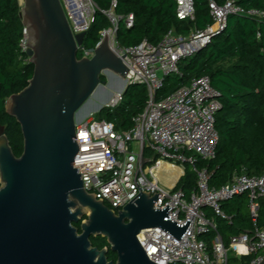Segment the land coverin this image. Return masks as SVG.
Listing matches in <instances>:
<instances>
[{"label": "built area", "instance_id": "2783aa9c", "mask_svg": "<svg viewBox=\"0 0 264 264\" xmlns=\"http://www.w3.org/2000/svg\"><path fill=\"white\" fill-rule=\"evenodd\" d=\"M117 1L102 13L110 27L100 32V41L107 36L111 49L122 57L129 70L127 87L141 85L148 91V102L142 113L133 118V127L120 132L113 123L95 119L93 115L76 124V141L79 152L73 164L79 168L84 189L103 201L110 209L121 211L140 192L134 178L142 157L149 159L140 164L137 184L141 193L151 196L163 193L155 201L156 210L168 207V219L179 226L191 223L179 239L159 228L143 230L138 240L147 257L155 264H229L231 257L241 260L253 256L250 264L264 260V227H259L261 204L264 203V171L250 176L245 168L235 172L220 188L209 186L210 175L206 169L198 170V160L210 161L216 157L220 137L216 131V115L221 109L219 93L212 87L210 78L200 77L164 100L155 95L163 87L166 77L181 75L180 63L208 47L214 38L223 34L230 16L264 18V11L245 9L237 0H228L223 6L209 0L212 23L204 30L192 31L187 36L170 31L158 45L147 40L136 46L121 47L117 33L121 23L130 29L135 17L115 13ZM74 36L87 34L98 10L93 0H60ZM177 17L194 20L193 0H175ZM21 49L27 53L28 33L24 29ZM95 49L79 51L83 57H94ZM124 101L123 92H117L105 105L115 109ZM142 143L144 144L142 150ZM162 164L181 169L180 176L170 186L157 176L155 170ZM190 165L197 174V191L187 197L177 188ZM172 183V182H171ZM248 195V211L253 229L230 238L226 247L217 234L208 242L201 237L217 231V218L232 222L222 205L234 198ZM193 217V218H192Z\"/></svg>", "mask_w": 264, "mask_h": 264}, {"label": "water", "instance_id": "95a60500", "mask_svg": "<svg viewBox=\"0 0 264 264\" xmlns=\"http://www.w3.org/2000/svg\"><path fill=\"white\" fill-rule=\"evenodd\" d=\"M19 3L34 75L6 102L7 113L22 129L20 157L0 126V264H155L138 235L159 228L179 239L191 220L176 225L168 219V207L155 209L163 193H141L137 173L149 159L141 151L134 178L140 193L118 212L84 189L79 168L73 166L79 152L78 114L105 88V73L121 80L117 92L125 95L126 55L117 56L105 36L94 57L79 59L86 34L74 36L60 0ZM80 222L81 233L74 225ZM91 237L105 238L117 262L108 261V248L94 247Z\"/></svg>", "mask_w": 264, "mask_h": 264}, {"label": "trees", "instance_id": "16d2710c", "mask_svg": "<svg viewBox=\"0 0 264 264\" xmlns=\"http://www.w3.org/2000/svg\"><path fill=\"white\" fill-rule=\"evenodd\" d=\"M98 10L84 39L83 48L94 49L100 42V32L110 27L108 18L102 13L111 8L112 0H93ZM223 6L228 0H214ZM245 9L264 11V0H237ZM209 0H193L194 20L177 17L175 0H118L115 13L126 17L133 14L134 26L130 29L121 23L117 41L121 47H131L147 40L158 45L174 31L187 36L192 31L204 30L212 23ZM19 0H0V126H3L16 157L23 153L24 138L20 124L6 111V102L14 94L29 85L34 75V65L21 49L24 25L20 16ZM79 59L83 52L79 51ZM229 65L226 66V64ZM181 75L165 78L163 87L156 92V101H161L188 86L192 79L210 78L212 87L219 93L221 109L216 115V131L220 142L216 157L210 161L198 160L195 167L206 169L210 175L209 186L220 188L235 172L242 168L250 176L264 171V18L230 16L225 32L195 56L180 63ZM106 83V77L102 76ZM148 91L141 85L129 86L124 101L115 109L104 108L100 120L113 123L120 132L133 127V118L142 113L148 102ZM181 174H172L168 184L172 186ZM172 182V183H171ZM1 187V184H0ZM177 188L187 197L197 191V174L190 165L185 166V175ZM248 195H242L222 205L232 222L217 218V231L201 238L213 241L219 234L226 247L230 238L254 225L248 211ZM86 219V218H85ZM81 233V222L74 224ZM259 227H264V203L261 204ZM94 247L103 249L108 242L102 237H91ZM108 261L117 262V254L110 252ZM253 256L241 260L231 259L230 264H250Z\"/></svg>", "mask_w": 264, "mask_h": 264}, {"label": "rangeland", "instance_id": "374dc122", "mask_svg": "<svg viewBox=\"0 0 264 264\" xmlns=\"http://www.w3.org/2000/svg\"><path fill=\"white\" fill-rule=\"evenodd\" d=\"M229 65V63L226 64V66ZM104 76L106 77V84H105V89H100V91L98 92L97 94V97H93L92 98V101H91V104L88 105L85 109H83L79 114H78V118L77 120L78 121H81L83 119L87 120L88 118H90V115H93L95 119H100V113L101 111L99 110V108H95V105L96 104H99L101 105V101L102 102H105L106 99L109 98V96L111 94H115L117 93L116 89L118 88L119 89V85L117 86L116 83L113 84V80L114 78L111 76V74L109 73H105ZM113 84V86H112ZM108 104V103H107ZM107 104H104V105H107ZM170 171H176V167H172L170 168ZM233 257H231L232 259ZM231 259H230V262L229 264L231 263Z\"/></svg>", "mask_w": 264, "mask_h": 264}, {"label": "bare ground", "instance_id": "6f19581e", "mask_svg": "<svg viewBox=\"0 0 264 264\" xmlns=\"http://www.w3.org/2000/svg\"><path fill=\"white\" fill-rule=\"evenodd\" d=\"M113 78H114V82H113V84L114 83H116V85L120 88L121 86H122V82H121V80H119L118 78H116L115 76H113V75H111ZM113 84H112V86H113ZM100 89H102V88H100ZM103 89H105V88H103ZM100 91V90H99ZM98 91V92H99ZM116 91H118V88L116 89ZM98 92L95 94V97H97V94H98ZM113 95V94H112ZM113 97V96H112ZM111 99V98H110ZM110 99H109V101H110ZM109 101H105V102H100L101 103V105H99V104H96L95 105V108L97 109V108H99L100 106H102V105H104V104H107V103H109ZM91 103H89V104H87L86 106H85V108L88 106V105H90ZM85 108H83V109H85ZM172 167H175V166H173V165H168V164H162L161 165V167H159V168H157L156 170H155V172H156V174H157V176L158 177H160L161 179H165L166 181H169V178L171 177V175L172 174H175V173H179V170L181 171V169L180 168H178V167H176V171H170V168H172ZM168 183V182H167Z\"/></svg>", "mask_w": 264, "mask_h": 264}, {"label": "flooded vegetation", "instance_id": "af4514ba", "mask_svg": "<svg viewBox=\"0 0 264 264\" xmlns=\"http://www.w3.org/2000/svg\"><path fill=\"white\" fill-rule=\"evenodd\" d=\"M105 248H108V253H107V255L106 256H108V254L110 253V252H112L111 250H110V246H108V247H105ZM100 250V249H99ZM102 250V249H101ZM108 258V257H107ZM115 263V262H114Z\"/></svg>", "mask_w": 264, "mask_h": 264}]
</instances>
